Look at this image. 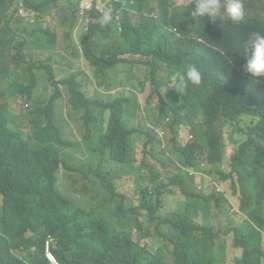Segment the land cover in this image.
<instances>
[{"label": "clouds", "instance_id": "obj_1", "mask_svg": "<svg viewBox=\"0 0 264 264\" xmlns=\"http://www.w3.org/2000/svg\"><path fill=\"white\" fill-rule=\"evenodd\" d=\"M226 22L251 25L243 32ZM154 23L158 24L155 46H161L171 34L174 40L195 39L203 48L228 52L232 55L230 64L240 72L247 90L239 92L236 99L243 95L264 97V4L249 7L246 0H0V99H4L0 100V173L9 179L5 184L9 195L0 192V264H11L15 256L26 255L16 247L21 237L38 240L45 234L38 220L43 206L33 194L39 183L51 179L44 174L49 166L42 173H24V162L13 154L15 150L43 147L53 157L57 151L59 158H65L54 175L55 191L68 200L82 202L88 209L85 214L90 227L95 221L97 226L109 225L112 233L113 228L122 229L121 236L137 244L129 247L107 237L93 239L82 230L86 225L77 217L66 222L60 234L46 235L45 256L51 264H62L52 246H62L73 264H264V229L257 232L262 234L259 239H255L257 233L252 239L248 237V243L238 237L246 221L243 219H249L246 208L264 226V102L259 113L245 109L217 119L223 135L222 174L229 176L227 181L191 168L183 150L195 142L205 147V153L211 150V143L202 134L210 114L206 107L197 105L181 115L174 91L185 93L190 84H201L205 70L194 57L183 68L164 58L160 67L147 75L141 62L147 57L144 51L126 53ZM90 40L103 45L101 52L92 50ZM108 51L124 61L99 74L92 58ZM142 67L144 72H139ZM121 72L125 77H117ZM223 74L224 70L216 77L222 79ZM79 89L83 90L81 98L75 93ZM122 110H127L123 116L133 135L128 143L143 147L149 136V150L158 158L160 153L168 157L170 164L175 152L176 172L182 169L193 177L187 193L173 189L171 174L167 183H151L144 176L151 166L125 163L123 169L124 163L115 164L108 157L102 137L115 112ZM20 116L26 126L18 125L14 130L11 120ZM260 122L263 125L258 127ZM199 162L205 167L209 160ZM91 165L92 171L82 175L81 168ZM105 166L134 173L113 174L104 187L102 177L93 182L89 177L95 172L103 174ZM164 167L156 169L160 172ZM136 178L147 184L141 183L147 190L137 188ZM205 179L210 180L207 189ZM160 182L165 185L159 186ZM231 182L235 187L228 195L224 185ZM107 191L113 200L110 213L97 207L96 201ZM208 192L217 196L224 193L225 200L212 202L205 217L191 212L192 224L176 221L173 213L180 202L189 198L200 210L199 195ZM174 204L170 214L167 209ZM151 210L155 211L154 221L147 214ZM231 210L234 213H229ZM100 213L106 217L102 219ZM215 213L227 216L216 219ZM235 213L242 216L234 219ZM160 216L173 220L169 229L158 226ZM247 222L258 227L254 220ZM199 223L208 229L204 239L198 233L188 236L178 229ZM234 226L239 230L232 229ZM8 251L7 260L3 255ZM23 261L34 262L32 258Z\"/></svg>", "mask_w": 264, "mask_h": 264}, {"label": "trees", "instance_id": "obj_2", "mask_svg": "<svg viewBox=\"0 0 264 264\" xmlns=\"http://www.w3.org/2000/svg\"><path fill=\"white\" fill-rule=\"evenodd\" d=\"M249 7H253L258 5L259 3L264 4V0H246ZM251 21V18H250ZM226 25L231 28H240L243 32L249 28L251 23H243V24H232L231 22H226ZM158 31V24H151L147 31L134 43L132 51L127 52L130 55H136L135 51L141 50L147 55L144 57L141 62L146 65V74L151 75L150 70H155L160 67L161 59H167L172 62L178 63L181 68L185 65L188 60H191L193 57L198 59V62L204 67L205 74L203 75V79L201 84L199 85H189L185 93L179 94L174 91L175 99H176V107L179 113L182 115L184 111L187 109L195 108L197 105H202L207 108L209 111L210 117L207 118L206 124L202 130V134L205 140L211 143V150L205 153V147L201 146L198 142L190 143L183 150V158L188 161V164L191 168L196 170H203L208 175H212L214 178L220 181H227L229 176L222 174V166L221 161L224 158V150H220V142L223 138L222 130L219 125L216 124L217 119L224 118L229 116L230 114L235 115L240 113L241 111L247 109L252 113H259V110L264 102L263 96H255L250 97L247 95H243L239 100L236 99V95L239 92L247 91L242 85L243 80L240 72L232 67L230 64V59L232 55L228 52L221 53L220 51L212 48H203L199 45L200 42H197L195 39H187V40H174L173 35H167L163 40L161 46H155L154 40L156 38V32ZM202 31V30H200ZM205 31H202V34L205 35ZM97 37H95L96 39ZM92 50L97 53L101 52L103 49V45L100 43H93ZM220 48L223 49L222 46L219 45ZM164 48H167L169 51H175L174 53H178V57H173L174 53H168L164 51ZM118 54L113 51L104 52L100 58L93 57V62L96 64L95 69L97 73H105L104 70L106 68H110L116 66L119 63H122L124 60H120L117 58ZM160 57V58H159ZM224 70L223 78L218 79L216 77L217 73H220ZM75 79L74 76H72ZM38 78H35L37 80ZM257 88V87H256ZM256 88L254 90H256ZM194 92V94H191ZM75 93L79 98L83 96V90H75ZM51 110H54V106L50 104ZM127 110L117 111L115 112L116 117H113L110 121L108 130L106 134L102 137L103 145L105 147V151L108 157L112 160L113 163H124L123 169H125V163H131L136 166L138 163L147 164L152 167L148 175L151 174V183H156L160 180L162 174L156 169L162 167L168 162V160H164L154 156L153 153L149 150V143L151 138L148 136V140L144 142L143 147H136V144H130L131 139L133 138L131 129L128 128L127 117L123 116V112ZM263 124L260 122L258 127H261ZM153 135L155 137L158 134L152 130ZM9 141H12V138L9 137ZM100 143V140L97 141V144ZM140 148V149H139ZM14 158L24 162L25 169L24 173L38 174L42 173L46 167L49 166L48 170L44 173L45 177L51 176L50 180L43 181L38 184L37 189L35 190L33 196L38 199L42 206V212L38 217L39 223L41 225L42 231L45 233L42 238L35 239H25L23 237L20 238L19 244L16 245L18 252L23 251L26 252V255L23 257L15 256V260L12 261L11 264H29L28 261H23L26 259H33L32 264H51L45 256V237L48 233L60 234L64 230V226L66 222L73 221L77 217L81 220L86 226L83 227L82 230L88 232L93 239L98 238H111L118 242H123L125 245L129 247H135V244L131 240H127L125 236H121L124 234L122 229L113 228L114 233L109 232L111 227L109 225H96L94 221V227L90 222L87 221V216L85 214L88 209L82 207V202H76L72 200L66 199L62 194L58 193L54 189V175L59 167H62L61 161L65 163V158L61 159L58 157V152H55V156L53 157L50 150L46 147L41 149H30L27 148L24 151L15 150L13 151ZM234 158V156H233ZM232 158V159H233ZM209 160L205 167L202 166L203 163L199 161ZM151 164V165H150ZM108 165V164H107ZM106 167V166H105ZM138 167V166H136ZM53 169V170H52ZM92 165L87 169V167H82V175L86 173H90L92 171ZM123 169H110L108 167L105 168L103 174L100 172H95L89 179L93 182L96 178L102 177V184L104 187H107L108 182L113 174H129L134 173V171H128ZM52 170V171H51ZM9 181V179L0 173V192H2L5 196L9 195L7 188H5V184ZM170 185L174 187H178L182 193H187L190 185H193V177L189 175V173L185 170L178 169L176 173L169 177ZM140 180L136 178V186L142 190H147V188L141 187ZM90 185V183H89ZM143 186L147 184L142 183ZM162 182L159 183V186H164ZM210 185V180L205 179V188L207 189ZM233 187L235 184L232 182L231 184H225V192L228 195L233 193ZM146 191H144V199L147 198ZM174 193H177L174 191ZM199 198L201 201V209L197 210L194 206L195 202H191L189 198H186L183 202H180L178 205V209L175 213L177 220H185L193 223V218L190 216L191 212L196 216L205 217L209 215L212 202L219 204L220 202L225 200V194L220 193L217 196L215 193H207L200 194ZM193 200V199H192ZM97 207L107 209L110 213L112 209L111 202L113 201L108 191L100 197L98 200ZM95 207L91 208L94 209ZM151 209V208H149ZM133 211V209H131ZM247 213L245 215L249 218H244L246 220L243 229H241L242 234L238 235V237H243L242 242L248 243V237L252 239V236L255 235L258 231H263V224L257 218L254 212L250 211L248 208L245 209ZM149 218L154 221L155 220V211H147ZM100 217L104 219L102 213H100ZM254 220L255 224L258 226L257 228L252 227L247 221ZM172 219L163 218L162 216L158 219V226L160 228L169 229L172 226ZM260 227V228H259ZM262 228V229H261ZM179 231L188 236H192L198 233L199 237L204 239L208 232V229L201 226V224L197 225H184L178 226ZM239 230L238 226H234V228ZM212 235H209L211 237ZM63 237L65 238V234L63 233ZM9 248L8 250H10ZM53 251L55 252L57 258L60 260L62 264H73V261L68 258L65 251H63V247L55 248L52 246ZM260 250V247H258ZM6 252L3 257L8 260ZM247 263V262H245Z\"/></svg>", "mask_w": 264, "mask_h": 264}, {"label": "rangeland", "instance_id": "obj_3", "mask_svg": "<svg viewBox=\"0 0 264 264\" xmlns=\"http://www.w3.org/2000/svg\"><path fill=\"white\" fill-rule=\"evenodd\" d=\"M74 64H75V71H77V67H79L78 66V64H79V60H76L75 62H74ZM82 67H85L87 70L89 69V67H88V65L86 64V63H82ZM144 67H142L141 69H138V71L139 72H144ZM60 76V74H58V77ZM117 77H119V78H121V77H125V73H123V72H121V73H118V75H117ZM0 100H4V99H0ZM63 110L64 111H66L67 110V108L66 107H64L63 108ZM11 124H13L14 125V130H17V126L18 125H20V127H25L26 126V124H25V122H24V120H23V118H22V116H20V117H16V118H13L12 120H11ZM66 138H70V137H66ZM73 138V137H72ZM195 139H193V141H194ZM170 147V146H169ZM141 148V147H140ZM139 148V149H140ZM173 147L171 146V148L170 149H172ZM77 155H80L79 153H77ZM167 156H169V155H167ZM160 158H162V159H164L165 161L166 160H168V157H165V156H163L161 153H160ZM171 159L173 160V162L170 164V161H168V162H166V164L164 165L165 167H164V169H162L161 171H160V173L162 174V172H163V174H164V176L162 175V177L160 178V181H162V182H164V183H167L168 182V175L169 174H171V175H173L175 172H176V170H177V167H176V155H175V152L173 151L172 152V155H171ZM182 163H186V160H182L181 161ZM145 176V180H149V179H151V175H144ZM175 207H176V204H174V208H168L167 209V211L171 214L174 210H175ZM229 213H234V211H230ZM216 214H218V213H215L214 214V216H215V218L216 219H220V218H222V217H225V216H227V215H216ZM235 216H234V219H237V218H239L240 216H242L241 214H238V213H235L234 214ZM145 217L144 216H142V219H144ZM154 227L155 226H153L152 227V232L154 233ZM136 229H139V228H136ZM261 233H257L256 235H255V239H259L260 237H261ZM229 242L231 243L232 242V237L229 239ZM263 246H264V242H263ZM234 252V249H233V247H230V253H233ZM237 253H239V251H237Z\"/></svg>", "mask_w": 264, "mask_h": 264}]
</instances>
